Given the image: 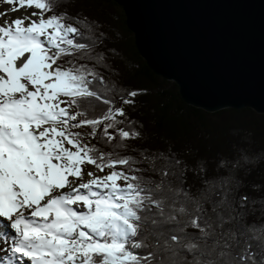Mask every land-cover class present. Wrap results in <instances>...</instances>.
I'll use <instances>...</instances> for the list:
<instances>
[{
	"label": "snow or ice",
	"instance_id": "snow-or-ice-1",
	"mask_svg": "<svg viewBox=\"0 0 264 264\" xmlns=\"http://www.w3.org/2000/svg\"><path fill=\"white\" fill-rule=\"evenodd\" d=\"M19 6L36 11L0 23V264H264L259 162L135 143L149 89L123 84L103 25Z\"/></svg>",
	"mask_w": 264,
	"mask_h": 264
},
{
	"label": "water",
	"instance_id": "water-1",
	"mask_svg": "<svg viewBox=\"0 0 264 264\" xmlns=\"http://www.w3.org/2000/svg\"><path fill=\"white\" fill-rule=\"evenodd\" d=\"M138 54L208 113L264 115V0H113Z\"/></svg>",
	"mask_w": 264,
	"mask_h": 264
},
{
	"label": "trees",
	"instance_id": "trees-1",
	"mask_svg": "<svg viewBox=\"0 0 264 264\" xmlns=\"http://www.w3.org/2000/svg\"><path fill=\"white\" fill-rule=\"evenodd\" d=\"M63 3L66 8L58 7L57 12L66 10L73 16L79 13L103 25L110 37L108 47L117 48L130 65L131 71L124 74L123 84L130 89H149V95L138 98L142 103L129 113L143 125L144 141L135 143L146 142L152 147L175 146L178 150L187 147L193 149L194 154L209 159L217 155L235 156L242 150L254 162H259L250 173L242 172V175L249 184H264V115L249 108L225 109L211 114L185 104L174 83L147 68L136 50L124 13L115 2L65 0Z\"/></svg>",
	"mask_w": 264,
	"mask_h": 264
},
{
	"label": "rangeland",
	"instance_id": "rangeland-1",
	"mask_svg": "<svg viewBox=\"0 0 264 264\" xmlns=\"http://www.w3.org/2000/svg\"><path fill=\"white\" fill-rule=\"evenodd\" d=\"M65 0H63L64 2ZM113 1V0H112ZM101 2V0H100ZM114 2V1H113ZM107 6V5H106ZM13 8H17L19 10L17 11H12ZM25 10H31V11H36L35 9H26V8H20L19 6V0H13L12 4H8V3H4L3 0H0V13H7V12H11L13 13V15H16L18 17L23 16L22 12H25ZM31 11H28V14H30ZM59 11H62L61 9H59ZM12 16V15H11ZM10 16V17H11ZM9 20V19H7ZM253 111V110H252ZM255 113V111H254ZM212 114V113H211ZM259 114V113H256ZM262 115V114H259ZM228 114H225V117H227Z\"/></svg>",
	"mask_w": 264,
	"mask_h": 264
},
{
	"label": "bare ground",
	"instance_id": "bare-ground-1",
	"mask_svg": "<svg viewBox=\"0 0 264 264\" xmlns=\"http://www.w3.org/2000/svg\"><path fill=\"white\" fill-rule=\"evenodd\" d=\"M28 11H31V10H25V12H22L23 16H16V15H13V13L11 12H7V16H4L3 18H0V23H3V20L4 19H9V20H12V19H15V18H21V17H24L25 15H28ZM12 15V16H11ZM11 16V17H10Z\"/></svg>",
	"mask_w": 264,
	"mask_h": 264
}]
</instances>
